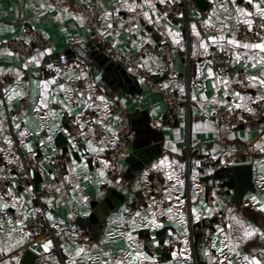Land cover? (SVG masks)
<instances>
[{"label": "crops", "instance_id": "crops-1", "mask_svg": "<svg viewBox=\"0 0 264 264\" xmlns=\"http://www.w3.org/2000/svg\"><path fill=\"white\" fill-rule=\"evenodd\" d=\"M88 1L96 3V0ZM176 1L185 2L186 17L180 15L172 16L170 14L164 17V11L160 8L161 4L153 0L156 3L158 12L161 14L160 23H148L141 16L139 17L141 25L139 33L130 32L128 31L131 26L129 17L133 13L126 9H121L111 19L113 25L111 35L105 37L110 44L116 42V47L124 51H136V48L133 46L134 42L137 45H152L155 47L154 52H145V54L150 56V59L147 61L148 66L153 69V73L161 85L168 83L169 87L174 89L177 98L182 102L175 114L174 120L168 121L165 119L166 102L164 98L158 92L148 90L144 83H140L139 76L136 73L129 72L126 69L135 78L123 84L119 83L120 80L117 81L111 77L109 73H105V66L98 64V60L90 54L92 47L95 46L94 37L87 29L85 22L81 23L76 17L62 14L57 0H0V40L21 37L23 36L25 26H31L42 32L49 39V46H52L54 49L53 55L46 56L40 67L30 65L28 68H24L23 65L27 57L34 54L37 49L42 50L43 48H34L28 56H24L0 46V80L3 89L5 87H15L18 91L25 93L23 97L14 96L9 101L2 91L3 97L2 99L0 98V101H3V104H0V113H2L0 119L4 120L3 135L9 136L13 140V146L9 149L6 142L0 137V167L4 168V165L12 159L13 155L19 156L22 163L30 161L38 163V167L31 174L33 192L39 195H51L53 197L52 203L48 204L43 199L33 197L31 193H25V186L21 184L17 175L13 172L12 175L15 177L12 187L13 193L17 196H24V200L26 202L30 201V203L21 204L18 209H10V216L15 218L21 212L28 214L29 209H38L41 205L45 213L50 211L55 218L54 220H49V222L54 228L56 240V242L53 240V245L45 252L40 245L44 242L45 238L51 239L50 235L46 231L35 234L33 235V240L24 246L14 248L10 253L0 252V260L9 261V264H15L14 261H11V257L18 256L21 264L23 251L30 249L37 254L34 264H57L58 261L67 264V253L61 247L62 245L66 246L68 251L74 254L77 245L85 243L84 236H88L89 241L95 244L98 240L103 239L104 233L108 230H111L113 233L125 231V226L117 220L121 209L124 206H128L134 212L141 203H144L145 206L147 203H150L151 201L148 200V197L144 193L151 187L154 177L157 178L161 187H168L170 189L173 197L179 196L183 200V205L177 204L176 206L184 212L188 228L187 233L181 235L184 233L183 226L172 223L167 216H164L159 218L164 225L162 228H157L154 231L141 228L134 233L137 239L144 244L145 251L150 255H156L160 264H168V262H171V264H216L210 256L203 254V250L209 248L212 256L219 255L215 252L214 248H210V244L215 243L216 247H220L222 244L227 243L224 235L216 231V226L219 224L222 227H226L229 223L226 218L229 216L242 218L252 225L264 228V214L259 210V205L249 199L250 196H255L257 201L264 202V188L259 183L260 176L264 175V152H261L254 146L260 135L259 127L261 124H264V120L235 126L231 131L235 133L236 139L232 140L229 139L228 133L225 131L229 125H221L210 116L206 119L195 117L194 113L199 106L191 99L192 95H196L199 98L200 93L203 92L209 101H212L213 97L230 99V97L224 96L223 85L213 87V80L207 75V61L213 51H218L216 46H211L208 54L193 55V44L196 43L197 38L192 32L191 25L195 23L197 30L204 37L217 34V29H219L220 25L215 21H213L215 27L204 24V20L211 13L213 0H207L208 6L204 10L199 9L191 0ZM45 2L57 6L41 9L40 5ZM139 2L140 0H137V3ZM215 2L217 4L224 3L226 7L230 8L232 0H215ZM62 3L70 5L66 0H62ZM103 3L106 8H109V5L115 6L117 0H103ZM237 3L242 7L253 10L251 4H248L246 0H237ZM261 6L264 7V4ZM109 10L111 11L112 8H109ZM205 10L207 11L206 14L203 13ZM142 11H148V8L145 7ZM77 12L81 13L80 11ZM217 14L219 15V12ZM226 15L235 17L236 14L230 11ZM255 16L254 14L251 19L253 20ZM153 18H155L154 14ZM228 22L232 23L233 27L236 28L234 20ZM99 23H105L100 16ZM165 25L173 31L180 32L183 47L173 43L172 37L168 34ZM227 35H231V33H227ZM141 38L150 39L151 42L144 43ZM257 40L242 41L256 42ZM81 42H83V52L81 51ZM196 51L198 53L202 52L200 49H196ZM256 51L250 50L249 54H253ZM61 54L67 56L69 66L79 59L83 62V67L91 70V76L98 73L102 74V86L109 90V99L120 96L121 98L126 97L129 100L127 110L123 113L129 118L131 135L127 147L123 150L127 155L117 161V164L123 165V171L119 175L123 177L125 187L132 189L136 181L141 179V173L150 169L152 163L165 155L170 160L175 159L179 163L184 164V168L180 170V179L184 182L182 186H176L175 179L166 181L163 172L151 170L147 177V183L142 182L138 192L133 191L126 194L119 187L113 188L124 196L123 201L113 197V199L116 198L115 200H118V204L113 206L107 214L101 208L96 212L91 204L94 201H100V199H96L92 195L93 181L96 169L99 167V162L93 163L92 157H88V170L86 173L81 169L77 170L79 175L76 176L73 183H70V193L65 194L63 189H61L65 198L71 201L72 187H74V183H79L85 190V194L90 197L86 208L80 205L73 207L71 203H66L61 198V193H57L54 188L46 189L41 187L45 184L59 185L58 181L56 179L53 180L51 176L54 171L50 157L54 151H58L64 155L68 174L70 159H76L79 162L80 156L86 148L83 138H78L77 148H79V151H76L72 148L71 141L64 132L55 130L54 133H49L43 127L45 122L51 124L57 120H59L62 127L68 126L71 117L63 116L59 118L52 117L50 114L51 109L60 112V105L58 103L49 101L48 109L41 111L39 115L34 111L37 107L40 93L44 89L33 82L48 79L54 75L53 70L47 69L46 63H57ZM228 56L231 59L230 55ZM245 63L246 60L242 59L223 74L235 77L233 71L240 69L244 75ZM60 64L62 65V63ZM76 71L78 72L79 69H76ZM247 71L249 74L257 75L260 72V67L252 68L251 63L248 62ZM17 72L23 73L19 79H17ZM216 73L218 75L222 74L220 72ZM58 79L61 83L65 82L63 77H59ZM72 84L74 87L85 91V93L87 92L86 81H73ZM180 86H183V92L180 91ZM232 87L236 90H242L246 95L253 97L259 91L257 88H243V86L235 83L232 84ZM49 90H55V86L50 85ZM11 94L12 92L9 91L8 95ZM56 94L58 99H64L65 94L58 91ZM34 96L35 99H33ZM187 99L189 100L188 107L186 106ZM214 107H216L214 103H209L207 109L204 111L211 113ZM73 111L74 113L80 111L84 113L88 111L93 112L91 109H82L79 106H74ZM94 114L105 118L104 112ZM13 117H16L15 121H13ZM105 122L114 124L117 129H120L121 123L109 118H105ZM197 123L202 125L207 124V127L194 129V125ZM18 124L22 125V127L17 128L16 125ZM217 126L220 127L219 132L216 131ZM25 129H27L29 135L22 138L19 133ZM72 134L75 135V131H72ZM48 135H52L53 137L51 143L47 142ZM59 135L68 139L66 145H59ZM242 136H247L248 139H241ZM41 141H44V143H41ZM217 141H219L218 146L221 151L213 158L209 153L213 147H217ZM25 143L31 144L35 157H29L26 148L23 146ZM166 145L170 146L166 147ZM172 146L178 148L179 151L173 153L171 151ZM135 150H139L138 152L141 157L147 161L138 169H133L132 164L134 163L130 159L131 154ZM107 152L101 155L104 158H108ZM228 152H231V156L225 155ZM69 153H71V156H69ZM196 160L201 161L200 165H195L194 162ZM222 161H227V163H222ZM237 162L249 163L251 165L253 189L246 190L241 199L233 200L235 190L231 165ZM14 164L18 167L16 163ZM194 168L195 179H193ZM85 174L92 177V180L85 181L80 178ZM3 175L4 172L0 173V178ZM113 175L115 173L109 171L110 178ZM178 188L180 189L179 191L177 190ZM214 191L220 199V205L212 203L215 199L212 196ZM150 195L159 201L163 198L164 193L158 196L154 192H151ZM194 195L196 199H192ZM201 201L210 208H216V211L212 215L205 214ZM170 204H176V200H164L163 207L167 208ZM192 208L199 210V220L194 218L195 214L192 213ZM229 209L232 211L229 212ZM84 211H88L90 215H81L80 213ZM29 216L32 215L28 214ZM124 218L126 220L130 219L127 215ZM60 221H63V223L59 224V227H55L54 225ZM6 226L8 229L0 232V247H4L8 243L6 232L10 228L16 227L14 224H6ZM166 229H171L180 238L173 239L170 245H165L163 241L170 238L166 234ZM26 230L28 229L26 228ZM73 233H79V235H73ZM152 235H155L156 239L160 241V245L157 248L151 246L149 237ZM185 238L188 240L187 245L184 244ZM125 246V238L114 237L112 240L106 242L104 251L118 256L120 254L119 249ZM260 247H264V240L255 236L243 242L239 247V251L241 253H248L253 248ZM181 250H186L191 260L181 256L174 258L171 255L173 251L179 252ZM226 254L234 261V264H241V257L233 253ZM88 255L96 257L98 253L97 251H91ZM103 258L105 257L101 256V259ZM84 259L85 261L87 260L86 257Z\"/></svg>", "mask_w": 264, "mask_h": 264}, {"label": "snow or ice", "instance_id": "snow-or-ice-1", "mask_svg": "<svg viewBox=\"0 0 264 264\" xmlns=\"http://www.w3.org/2000/svg\"><path fill=\"white\" fill-rule=\"evenodd\" d=\"M84 2V0H81ZM159 4H167L169 2L175 3L176 0H156ZM248 4H251L252 9L249 10L247 7L240 6L237 3V0H232L231 7H226L224 3L217 4L213 0V7L209 17L204 20L205 25H211L215 27L213 21L219 23L220 27L217 29V34L208 35L206 37L202 36L201 32L197 30V25L193 23L191 25L192 32L197 38L195 44H193V55L198 54H208L211 46H216L218 51L222 54L230 55L231 59L229 61H221V63H229L231 66L239 63L242 59L246 60L245 63V73L243 77L239 73L235 77H230L226 74L227 69L221 68L220 73L217 74L214 71L213 65L216 63L215 58L207 61V75L213 80V87H218L223 85L224 96L230 97V99H219L218 97H213L212 101L208 100V97L200 93L199 98L196 95H192L191 99L196 102L200 109L206 110L209 103H214L216 107L212 109L213 113L219 115L218 109L223 107L227 110L229 114L234 113L236 110H242L251 115H257V109L252 107L253 104H264V23L260 25V32H257L256 35L258 40L256 42L251 41H242L237 38L236 30L233 27L232 23L228 21L235 22V25H239L241 22L247 25L249 31L253 30V20L251 17L255 14L260 18H264V7L261 5L264 4V0H246ZM57 4L60 6L61 13L67 14L70 17H76L78 20L83 23L86 20V17L82 13H78L73 6L66 5L62 3V0H57ZM57 5L51 3H42L40 5L41 9L53 8ZM78 6V5H77ZM145 7L148 8V11H142ZM89 10L99 9L98 15L105 21L104 24L97 25L98 34L102 37L111 35V29L113 27L111 19L115 14H118L121 9H126L129 12L133 13L129 17V22L131 24L128 31L139 33L141 30V25L139 23V17L147 20L148 23H160L161 14L156 8V3L153 0H140L137 3V0H117L115 6L109 5V8H112L110 11L109 8H106L103 0H96L95 4L88 2ZM139 10V11H138ZM235 12V17L227 16L228 12ZM219 12V15L217 14ZM96 13H94L95 15ZM153 14L155 18H153ZM178 15L183 16L184 13L180 12ZM164 17L168 16L167 12L163 13ZM165 27L168 30V34L172 37L174 44H177L183 47L181 43L182 37L179 31H173L171 28ZM231 33V35H227ZM143 39L144 43H150V39ZM134 48L137 51H140L142 45H137L135 42L133 44ZM116 42L111 44L109 50L115 49ZM196 49L202 50V52H197ZM243 50V51H242ZM250 50H257L253 54H249ZM81 51L83 52V42H81ZM54 49L52 46H45L42 50L37 49L34 54H31L27 57L23 67L28 68L30 65H35L40 67L44 58L46 56H52ZM131 59H136V57H131ZM150 59L148 54H141L139 57L140 62L135 65V67H128L129 72H134L139 76L140 83H145V76L139 75V69H147L148 72H152L153 69L148 66L147 61ZM155 59V58H152ZM59 62H63L61 65ZM248 62L251 63L252 68L260 67V72L257 75L249 74L247 71ZM83 62L79 59L75 61L71 66L68 65L63 55L59 56L57 63H46V67L49 70H53L54 75L48 79L37 80L33 83L44 89L40 93L39 100L37 101V107L34 111L39 115L41 111L48 109V102L55 101L60 105V112H57L55 109L50 110L52 117L62 118L63 116L71 117V123L62 127L59 120L54 123L48 124L44 123L43 127L47 129L49 133H54L55 130L64 132L69 140L71 141V146L76 151H79L77 148L78 138H83L86 144L84 152L81 154L79 162L76 159H70L68 166V174L63 177L59 185L45 184L41 187L46 189H55L57 193H61V198L65 200L66 203H71L73 207L77 205L87 207L89 204L90 197L85 194V190L81 187L79 183H74L72 187V200L68 201L64 193L61 192V189L65 186V182L73 183L76 179V176L79 175L77 172L78 169L83 170L85 173L88 170V157H92V162H99V167L96 169L95 179L93 181V190L92 195L96 199L104 200L107 196L112 195L109 192V188L119 187L121 191L128 194L129 192L136 191L141 187L142 182L147 183V177L149 171L155 170L158 172H163L166 181H171L175 179L176 186H182L183 180L180 179V170L184 168V164L179 163V161L172 159L170 160L167 155L161 157L158 161L151 164L150 169L145 170L141 173V179L136 181V184L132 189L125 187L123 183V177L119 175L123 171V165L117 164V161L127 153L123 150H120L119 145L121 142V132L122 129H117L114 124L106 123L105 118H109L115 122L122 123L123 116L122 112H126L127 105L129 103L128 98H121L120 96H115L112 99H109L110 92L106 87H103V78L102 74H96L94 76L90 75L91 70L82 66ZM76 69H79L77 72ZM23 73L17 72V79L22 76ZM59 77H63L65 82L61 83ZM86 81L87 82V92L82 91L73 86V81ZM238 84L243 86V88H257L259 91L256 92L255 96L246 95L242 90H236L232 87V84ZM54 85L55 90H49V86ZM168 83L162 85L163 88H169ZM99 90V92H97ZM183 86H180V91L183 92ZM11 91L12 94L8 95V92ZM57 91L63 93L64 99L60 100L57 96ZM4 94L7 96V99L11 101L14 96L23 97L25 93L23 91H18L15 87H5L3 89ZM35 99V96L33 97ZM0 104H3V101H0ZM74 106H79L82 109H91L93 113L104 112L105 118H101L98 115H90L88 119L84 118V112H75L73 111ZM113 109H116L115 114H113ZM183 111V110H181ZM2 115V113H0ZM15 121L16 117L12 118ZM259 119L264 120V113L259 114ZM240 121H244L245 117L243 115L239 116ZM97 126H99L102 131H98ZM17 128L22 127V125H16ZM207 127V124L197 123L194 125L195 128ZM234 125H229L225 129L228 133L229 139L235 140L236 135L231 130L234 128ZM72 129L75 130V135L72 134ZM216 131H220V127H216ZM4 132V120L0 119V137L8 145V148L11 149L13 146V140L6 135H3ZM259 137L255 142V148L259 149L261 152H264V124H261L259 127ZM20 137H26L29 135L27 129L19 133ZM97 137H99L97 139ZM52 135L47 136V142H52ZM241 139L247 140V136H242ZM44 143V141H41ZM219 141H217V147H213L209 155L213 158L216 157V154L221 151L218 146ZM23 146L26 148L29 157H35V153L32 150L31 144L25 143ZM170 145H166L169 147ZM111 150L115 155L109 159L104 158L101 154L106 151ZM171 151L173 153L178 152L179 149L172 146ZM225 155L231 156V152L225 153ZM71 156V153H69ZM9 163H16L18 167L24 169V175L26 177L31 175V172L25 167L21 162V158L17 155H13L12 159L9 160ZM195 165H200L201 161L196 160ZM222 163H227V161H222ZM175 166V167H173ZM6 170L0 167V173L5 172ZM10 171V170H9ZM109 171L115 173L111 178L109 176ZM193 179H195V168L193 169ZM52 179H56V174H51ZM85 181L92 180V177L89 175H82L80 177ZM5 181H11L14 183V175L2 177ZM259 183L262 188H264V175H261L259 178ZM162 190L164 196L161 200H156L154 196L150 195L151 190L148 189L145 191L144 195L148 197L150 203H147L146 206L144 203H141L138 208L133 212L129 209L128 206H124L121 209L117 220L119 223L125 226V231H120L113 233L111 230H108L104 233L103 239L97 241L93 244L89 241L88 236H84V244H78L75 253L68 251L66 246H61L64 248V251L67 253V264H160L156 255H150L144 249V244L141 243L137 237L134 235L139 229H148L154 231L157 228H162L164 225L159 219L160 217L167 216L170 221L178 226H183L184 235L187 233V221L185 220L184 212L177 207L176 205H183V200L179 196L173 197L168 187H163ZM180 190L179 188L177 189ZM25 193H31L33 197L43 199L46 203L51 204L53 197L51 195H39L33 192V185L31 183H26L24 187ZM78 194V195H77ZM182 195V192H181ZM212 196L215 198L212 203L214 205H220V199L217 196V193L214 191ZM176 200V204H170L167 208L163 207L164 200L172 201ZM192 199H196L194 195ZM249 199L259 205L260 210L264 211V202L257 201L255 196H250ZM10 201V202H9ZM30 203V201H25L24 196H17L13 193L11 186L7 187L6 190H0V232L4 231L5 225H15L16 227L10 228L6 232L8 238V243L4 247H0V252H12L14 248H20L26 243H29L33 240V232L26 230L27 225L25 221L28 219V214L35 216L39 209H29L28 214L23 212L19 213L15 218L13 216L7 215V211L10 209H18L21 204ZM201 205L205 210V214L212 215L216 208H210L207 205ZM222 206V205H221ZM192 213L195 214V219L199 220V210L192 208ZM229 212L232 210L229 209ZM83 216H89L88 211L80 213ZM48 220H54L52 213L49 211L45 214ZM72 215V213H70ZM129 216L130 219H125V216ZM7 217L4 219V217ZM229 223L226 227L221 225L216 226V231L224 235V239L227 243L222 244L220 247H216L215 243L210 244V248H214L215 252L218 253V256H212L209 248L203 250L205 256H210L216 264H234V261L229 258L226 253H233L236 256L241 257V264H264V247L253 248L248 253H241L239 251L240 245L250 240L252 237L258 236L264 240V228L252 225L242 218L236 216H229L226 218ZM63 221H60L58 224H55V227H59V224H62ZM227 229V230H226ZM59 235V233H58ZM73 235H79V233H73ZM169 239L163 241L165 245H170L173 242V239H179L180 236L173 231H169ZM125 238L126 246L119 249V255H113L110 252L104 251V246L106 242L112 240L113 238ZM151 241V246L157 248L160 245V241L156 239L155 235L149 237ZM37 243H39L37 241ZM184 244H188V240L184 239ZM53 245L52 239L45 238L44 242L40 245L43 251L47 252ZM91 251H97L98 255L92 257L89 254ZM171 255L175 258L177 256L186 257L191 260V257L188 256L186 250H181L179 252L173 251ZM101 256L105 257L101 259ZM87 258L85 261L84 258ZM79 258V259H78ZM11 261H14L15 264H20L18 256H12ZM0 264H9V261L0 260ZM57 264H63L62 261H58ZM171 264V262H168Z\"/></svg>", "mask_w": 264, "mask_h": 264}, {"label": "built area", "instance_id": "built-area-1", "mask_svg": "<svg viewBox=\"0 0 264 264\" xmlns=\"http://www.w3.org/2000/svg\"><path fill=\"white\" fill-rule=\"evenodd\" d=\"M71 6L74 7L75 10L80 11L85 17L86 20L85 25L87 29L90 31L92 36L94 37V48L97 52H100L104 54L109 62H112L115 65H118L121 68L128 69V67H135L137 63L140 62L139 57L141 54H145V52L150 51L154 52L155 47L152 45H143L140 51H124L118 47H115V49L109 50L111 47V44L106 40L105 37H102L98 34L97 31V25L99 23V10L98 9H92L89 10L88 8V2L95 4V2L92 1H84L81 2L79 0H66ZM78 5V6H77ZM160 8L167 12L168 14L172 16H178V13L183 12L184 17L187 16L186 12V6L185 2L182 3L180 1H176L175 3H167V4H161ZM94 13H96L94 15ZM204 14L207 13V11H203ZM264 23V18H260L258 16H255L253 18V30L249 31L247 28V25L244 23H240L238 26L236 25V35L239 39L242 40H256L258 39L256 33L260 32V25ZM50 41L49 39L39 30L31 27V26H25L23 31V36L21 37H15V38H8V39H2L0 40V46L6 47L10 50H13L21 55L28 56L34 48H43L45 46H49ZM64 56L65 60L67 61V56L65 54H61ZM131 57H136V59H131ZM215 58L216 63L213 65L215 72H220L221 68H225L227 70L231 69V65L229 63H221V61H229L230 58L228 54H222L219 51H213L212 54L209 56V59ZM63 64V62H60ZM234 76L237 75V73L240 74L241 77H243V72L240 69H236L233 71ZM139 74L142 76H145V85L150 91L158 92L165 100L166 102V112H165V119L168 121H173L175 118V114L181 106L182 102H180L179 98H177L176 93L173 88L169 87L167 89L163 88L161 83L157 80L155 74L152 72H148L147 69H139ZM3 86L1 84L0 80V98L2 99ZM186 106H189V100H186ZM252 107H255L257 109V115H251L247 112H244L242 110H236L234 113L229 114L227 110L223 107H220L218 109L219 115H216L213 113H206L204 110L197 108L194 115L196 118L199 119H206L209 116L212 117L215 121H217L221 125H234V126H241L245 125L247 123H253V122H259L262 119H259V114L264 113V104H253ZM116 109H113V114H115ZM94 113L92 111H88L84 113V118L88 119L90 115H93ZM123 116V122L121 123L120 129L123 131L121 132V142L119 145L120 150H124L130 139L131 135V127H130V121L126 114L123 112L121 113ZM243 115L245 117L244 121L239 120V116ZM71 123V121L68 122V125ZM98 131H102V129L97 126ZM74 132L75 130L72 129ZM115 153L111 150H108L107 157L111 159ZM50 162L53 167V171L56 174V180L60 184V181L63 179L65 175H67V165H66V159L64 155L58 151H54L52 156L50 157ZM25 167L28 169L29 172L35 170L38 167V163L35 161H30L28 163H23ZM4 169L6 170L4 172L5 176L13 174L17 175L19 178L21 184L25 186L26 183H31L32 176L26 177L24 173V169L20 167H16L14 163L7 162L4 165ZM10 170V171H9ZM0 178V190H6L7 187L11 186L13 187V183L11 181H5L4 179ZM63 192L65 194H69L71 190L70 183L65 182V186L62 188ZM151 192H154L156 195L161 196L163 191L161 184L157 181V178L154 177L152 180V185L149 188ZM150 192V193H151ZM40 210L37 212L35 216H29L28 219L25 221L27 225V229L33 234H38L41 232L46 231L52 240H55L54 235V228L50 224L49 220L47 219V216L45 215V211L40 205L38 207ZM260 210V208H259ZM263 214L264 211L260 210ZM11 212L8 210L7 215L10 216ZM4 218H7L6 216ZM8 227L5 225V229L7 230ZM169 231H172L171 229H166V234H169Z\"/></svg>", "mask_w": 264, "mask_h": 264}, {"label": "water", "instance_id": "water-1", "mask_svg": "<svg viewBox=\"0 0 264 264\" xmlns=\"http://www.w3.org/2000/svg\"><path fill=\"white\" fill-rule=\"evenodd\" d=\"M194 2L197 7L201 10H204L208 6L207 0H191ZM91 56H93L96 60H98V64L105 66V73H109L111 77L116 79L117 81L120 80V84L128 83L130 82L135 76H133L131 73H129L126 69L119 67L118 65H114L111 62H108V59L106 56L102 55L101 53H98L94 47H92V50L90 52ZM68 143L67 138H63L61 135H59V145H66ZM139 151V150H138ZM138 151H133L131 154V161L133 169L140 168L144 163H146V159L141 157L140 153ZM136 157V159H135ZM133 159V160H132ZM129 161V162H131ZM231 172L234 176V195L233 200H239L242 198L244 192L248 189H253L252 186V173H251V165L249 163H243V162H237L235 164L231 165ZM109 192L112 193V195L107 196L104 200H100L99 202H92V206L94 210L97 212L100 208L104 210V212L107 214L109 210L118 204V200L124 199V196L119 194L115 189L110 188ZM113 197L118 198V200L113 199ZM37 257V254L30 250L25 249L22 254L21 258V264H34V261Z\"/></svg>", "mask_w": 264, "mask_h": 264}, {"label": "rangeland", "instance_id": "rangeland-1", "mask_svg": "<svg viewBox=\"0 0 264 264\" xmlns=\"http://www.w3.org/2000/svg\"><path fill=\"white\" fill-rule=\"evenodd\" d=\"M98 53H100V52H98ZM102 54V53H101ZM102 55H104V54H102ZM105 56V55H104ZM108 59V58H107ZM108 62H109V60H108ZM112 63V62H111ZM115 65V64H114Z\"/></svg>", "mask_w": 264, "mask_h": 264}]
</instances>
